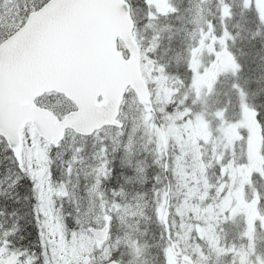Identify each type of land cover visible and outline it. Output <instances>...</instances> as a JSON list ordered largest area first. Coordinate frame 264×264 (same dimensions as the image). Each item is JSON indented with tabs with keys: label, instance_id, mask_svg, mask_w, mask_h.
<instances>
[{
	"label": "rangeland",
	"instance_id": "374dc122",
	"mask_svg": "<svg viewBox=\"0 0 264 264\" xmlns=\"http://www.w3.org/2000/svg\"><path fill=\"white\" fill-rule=\"evenodd\" d=\"M26 1L28 0H7V2L0 0V7L17 2L19 4L16 7H22ZM145 1L152 12L149 15L152 21L140 29L146 49L148 52L158 50L160 47L159 35L167 34L166 38L171 43L166 44L162 55L176 67H185L183 71L186 75L180 70L179 74L187 77V80L183 81L178 76H159L158 74L153 76L152 66H147L156 94L155 102L160 112L163 113L167 109L172 115H165L174 153L170 163L175 167L178 176V172H184L186 168L192 170L196 176L205 175L209 183L214 184L222 194L223 209L227 210L233 207L235 220L249 216L244 206L239 205V202H242L241 189H243L244 182H248L244 178L243 168L246 170L249 168L248 164L241 163V160L253 157L260 135L253 127V120L246 114L236 115L234 118L248 126L247 141H241L236 133L234 136L230 134L231 127L229 125L231 122L227 123V118H231V116H227L228 109L224 107L225 105L223 106L216 100V89L212 87L216 81H213L215 78L211 79V73L214 71H210L216 56L228 52L227 49H230V44L236 38L230 32L212 31V28H208L210 22L204 11L207 0H200L202 5L200 9L196 8V12H193L192 9L184 12L180 28L177 30L173 22L178 23L179 18L177 15L169 14L171 7L168 0ZM216 39L219 48L217 50H220V53L209 51V47L213 46V41ZM174 45L175 49L171 51ZM200 45L204 47V51L199 53L196 51L194 56L190 55L191 50H198ZM184 53L187 56H184ZM188 57L190 60L186 59ZM191 60L195 61V73L188 70ZM185 63L188 65L185 66ZM234 67L235 63L229 56V60L221 61L216 69L232 73ZM40 104L49 106L60 113L74 110L67 100L56 96L50 97ZM123 121L129 123L124 132L106 129L94 138L87 140L78 139L74 133H69L65 143L58 148V152L53 157L50 145H48L50 151L47 146L43 148L42 140L36 137L33 128L23 133L25 169L29 178L35 181L37 192L35 210L42 215L39 227L44 231V240L50 249V258L53 264H81L87 255H95V258L99 260L110 258L116 250V240L106 247L98 246L83 229L76 230L75 225H73L74 229L70 232L71 234H68L64 220L60 215L72 218L79 227L84 223H87L88 226L89 223H96L98 227L110 223L114 225L113 216L108 212L93 214L96 212L94 207L97 206V200L111 197L114 194H124L128 191L127 189L134 188V186H130L134 183L146 184L150 177L148 167L151 162L149 160L163 154L159 128L155 126L153 118L141 109L133 96L124 111ZM123 137L128 139V143L121 155L118 152L120 150L119 143ZM142 145L150 148V158H137L138 156L142 157L141 155L146 151ZM138 147L140 148L138 149ZM111 148H113V154ZM135 148H137V153H135ZM117 153L118 155L115 156ZM110 155L114 159L118 158V174L111 173L109 170L110 162L114 161L113 158L108 157ZM51 164L57 172L56 179L49 174L51 171L49 165ZM188 165L192 167H188ZM41 169L45 170V175L37 179L35 175ZM120 175L127 178L120 179V184L109 188L105 187V181H113ZM61 182L68 189L66 198L59 196ZM92 198L95 201H92ZM114 198L115 196H113ZM110 203H103L104 207H100L98 210H107L105 206H109ZM165 203V192H163L159 207L154 206L152 210L156 212L159 210L162 217L161 209ZM130 213L135 214L133 202L122 206L121 212L116 213V217L122 221L128 220L131 216ZM149 214L150 211L147 209L145 215L149 216ZM178 218L180 216L175 212V222ZM243 228L246 229V226ZM0 229L4 228L0 227ZM227 229L230 230L231 227L227 225ZM119 234L120 230L116 236ZM226 234L230 235L231 241L235 243V256L232 260L221 261L219 264H264V238H261V234L253 243L241 241L233 232H226ZM65 235L70 239H67ZM185 249H193L191 252L193 254L196 252V247ZM169 255V250L162 251L155 248V252L152 254L154 260L152 264H173L174 261L167 258ZM160 256H162L161 261L159 260ZM40 261L44 264L42 255ZM0 262L16 264V259L12 255L7 257V251L0 247ZM198 264H213V262L202 258L198 259Z\"/></svg>",
	"mask_w": 264,
	"mask_h": 264
},
{
	"label": "water",
	"instance_id": "95a60500",
	"mask_svg": "<svg viewBox=\"0 0 264 264\" xmlns=\"http://www.w3.org/2000/svg\"><path fill=\"white\" fill-rule=\"evenodd\" d=\"M132 30L130 8L124 0H55L44 13L33 16L5 47L0 58V135L20 164V131L29 122L54 144L68 128L90 135L104 125H118L115 118L120 102L117 105V94L111 89L120 80L122 92L132 86L145 109L152 111ZM118 38L130 51L128 61L116 51ZM109 67L115 69L112 76L104 70ZM48 91L65 94L80 111L59 123L34 105V99ZM100 92L104 104H97L91 96ZM162 134L167 149L168 141ZM96 237L105 242L108 229L97 232Z\"/></svg>",
	"mask_w": 264,
	"mask_h": 264
},
{
	"label": "trees",
	"instance_id": "16d2710c",
	"mask_svg": "<svg viewBox=\"0 0 264 264\" xmlns=\"http://www.w3.org/2000/svg\"><path fill=\"white\" fill-rule=\"evenodd\" d=\"M24 19L25 15L19 11L0 8V41H4L10 31H13V26L18 27L20 23L24 22ZM235 22L238 23L236 30L240 32L239 41L244 46L241 53L245 68L243 77L256 85V89L251 91L253 96L262 97L264 94L260 84L264 81V72L262 74V66L264 68V24L259 17H255V20L250 22L237 17ZM174 49L175 45L171 51ZM258 104L263 106L260 101ZM257 106L259 107V105ZM262 118L264 119V111H262ZM21 178L7 145L0 138V181L5 180L3 182L5 187L0 189V227L5 228L6 221L11 230L18 232L16 244L29 246L32 249L37 243L38 232L33 216L36 203L33 201L32 183L26 178Z\"/></svg>",
	"mask_w": 264,
	"mask_h": 264
},
{
	"label": "snow or ice",
	"instance_id": "6c2138e0",
	"mask_svg": "<svg viewBox=\"0 0 264 264\" xmlns=\"http://www.w3.org/2000/svg\"><path fill=\"white\" fill-rule=\"evenodd\" d=\"M51 6H52V0H41V3L39 4L38 7L34 6L32 9H30L27 12L25 22L20 23L19 27H16L15 25L13 26V31H10L9 33V39L6 41H0V58H2L4 55L3 50L5 49V47L15 38V36L20 32V30L25 27L26 22L30 21L32 16L44 13ZM196 51L197 49H192L190 55L194 56ZM188 70L195 73V61L194 60L190 61ZM33 215L36 218V223L38 225V234L40 235L41 255L44 257V264H53V261L50 258V249L47 245V242L44 240V231L39 227L42 222V215L35 209L33 211ZM0 264H2V262H0Z\"/></svg>",
	"mask_w": 264,
	"mask_h": 264
},
{
	"label": "bare ground",
	"instance_id": "6f19581e",
	"mask_svg": "<svg viewBox=\"0 0 264 264\" xmlns=\"http://www.w3.org/2000/svg\"><path fill=\"white\" fill-rule=\"evenodd\" d=\"M262 49H263V48H262ZM263 54H264V53H263ZM263 62H264V61H263ZM117 169H118V168H117ZM131 182H132V181H131ZM125 183H126V182H125ZM128 185H129V184H128ZM118 186H119V185H118ZM118 189H119V188H118ZM121 189H122V188H121ZM121 189H120V190H121ZM109 190H110V189H109ZM127 190H128V189H127ZM17 246H18V245H17ZM19 247H21V246H19Z\"/></svg>",
	"mask_w": 264,
	"mask_h": 264
}]
</instances>
